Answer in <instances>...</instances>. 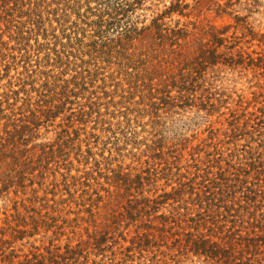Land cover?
I'll return each instance as SVG.
<instances>
[{"label":"rangeland","instance_id":"obj_1","mask_svg":"<svg viewBox=\"0 0 264 264\" xmlns=\"http://www.w3.org/2000/svg\"><path fill=\"white\" fill-rule=\"evenodd\" d=\"M116 4L119 15L108 10ZM8 6L0 20V264H217L193 254L189 240L219 242L227 231L237 258L251 264L255 252L245 246L254 237L243 222L264 225V0ZM28 9L47 37L25 34L21 43L13 27L35 28ZM213 35L223 41L216 52ZM202 36L213 58L192 61L184 82L177 61ZM50 105L53 121L30 113ZM165 194L153 216L129 217ZM255 244L252 264H264V244Z\"/></svg>","mask_w":264,"mask_h":264},{"label":"trees","instance_id":"obj_2","mask_svg":"<svg viewBox=\"0 0 264 264\" xmlns=\"http://www.w3.org/2000/svg\"><path fill=\"white\" fill-rule=\"evenodd\" d=\"M13 4L14 8H18V6H22L24 7V0H0V20L2 19V15H4V17L9 18V13L12 11V9L9 8L8 5ZM30 8V4L28 5ZM116 7H112L111 9L109 8L108 10L111 11V14L114 15H119L121 12V8L118 6V4L115 5ZM108 8V7H107ZM16 10H20V9H16ZM15 10V11H16ZM21 13V11H20ZM26 14V17L28 18V21L31 22L32 25H34V29H28L27 31H22L20 29V31H18L19 28L17 27H13L16 32H20L18 39L19 41L22 42H27L28 38H25V34H31L33 33L35 36L43 33L44 38L47 37V30L43 29V21H42V17L40 15L36 14V10L35 9H28L26 10V12H24ZM8 24L12 23L11 21H7ZM11 25V24H10ZM171 35H173L172 37H175V35L173 33H171ZM218 35H213L212 38V43L210 44V46H212L213 48L215 47V52L217 51V48L219 46H221V43L223 42L222 39L217 37ZM56 42L63 48H65L66 46L61 44L57 37H55ZM201 39H204V36L200 37L197 40H193V42H191V47H190V54H184L183 56H179L178 59V64L181 65V69L179 70L180 72V79L183 80L185 82V73L189 70V66L191 65L192 61L194 63V61L196 60V58L201 59V63H206L207 64V60H210V58H213V54L210 56H206V54L209 52H206L207 50H205L204 48L207 47L205 45L201 44ZM36 51H41L43 50V48L46 46L45 43H38V41L36 42ZM25 47H30L29 45L25 46ZM197 49L199 51V57H196V52ZM55 53H57V51L54 49ZM62 54H64V52H61ZM60 53H57V56ZM28 57V56H27ZM191 57V61L188 63V59H190ZM194 57V58H193ZM220 57V55H217L215 58V61L212 63L213 65L217 62V59ZM59 61L61 59H58ZM211 61V60H210ZM193 65V64H192ZM51 104H53V90L51 91ZM45 98H47V95L44 96ZM29 107L31 108V105L29 104ZM29 108V109H30ZM30 113L33 114L34 119L39 120L40 118H37V115H35L34 113H39V115L41 116V118H46L47 121H53V105L46 109V110H41V111H37V110H30ZM22 129V128H21ZM20 138H23L20 137ZM141 186V185H140ZM142 187V186H141ZM178 193V194H177ZM181 193V191L176 192L175 195L179 196ZM142 196V194L140 195ZM175 197V196H172ZM159 198H161L160 201L156 200V199H145L141 205L142 209H140L139 211H137L135 214H131L129 217H144L145 215L147 217L153 216L154 214H156L158 212V208L161 205H164L165 202L167 200L170 199V197L168 195H163V196H159ZM172 200H176L175 198H173ZM176 202V201H174ZM231 212H234L235 215H231L230 217H244V215H236V211L235 210H231ZM178 216V214H173L171 216L168 217H175ZM158 217H165V216H158ZM248 217H255V216H251L249 215ZM260 217H264V215H260ZM249 221V220H248ZM253 221V220H250ZM261 222V221H260ZM243 224H248V228L247 229H251L252 231V235L254 238L248 239L247 241V246H245L248 250V248L252 247V251L251 252H255V254L253 255V259H249L248 261H252L256 263L255 261V255H257V251H258V245L255 244V242L264 244V225H260L258 221H253V223H249V222H243ZM240 226H243L242 224H240ZM239 228V226H238ZM221 230V229H218ZM254 230H257V234L255 233ZM237 231V230H236ZM214 232V229L212 231V233ZM230 231H227L225 235H223L221 238L220 237H215L219 240V242H212L211 235H209V239H205V236H191V239L189 240V249L190 251L198 256H203L211 261H215V263H221V264H242V262L240 261L241 259L237 258V254L238 251L236 249V246L238 247L237 243L234 244V239L232 238L233 236H235V234H228ZM239 232V230H238ZM219 234H223V231H221ZM260 234V235H259ZM145 238L146 240H149V235H142V238ZM60 258V257H59ZM241 262V263H240ZM248 262V263H249ZM44 263V258L43 259H38L37 257L34 258L31 261H26L25 264H43ZM251 263V264H252ZM258 264H261V262H258Z\"/></svg>","mask_w":264,"mask_h":264}]
</instances>
